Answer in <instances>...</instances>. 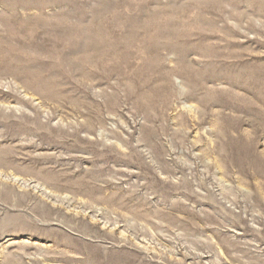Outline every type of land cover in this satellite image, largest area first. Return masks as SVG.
I'll list each match as a JSON object with an SVG mask.
<instances>
[{"label":"rangeland","instance_id":"rangeland-1","mask_svg":"<svg viewBox=\"0 0 264 264\" xmlns=\"http://www.w3.org/2000/svg\"><path fill=\"white\" fill-rule=\"evenodd\" d=\"M0 264H264V0H0Z\"/></svg>","mask_w":264,"mask_h":264}]
</instances>
